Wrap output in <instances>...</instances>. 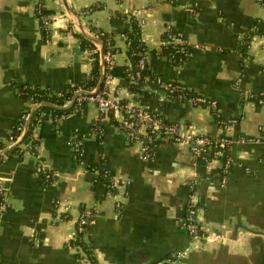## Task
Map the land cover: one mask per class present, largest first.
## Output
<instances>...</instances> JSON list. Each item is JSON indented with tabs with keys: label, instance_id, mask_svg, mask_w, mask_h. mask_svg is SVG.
I'll return each mask as SVG.
<instances>
[{
	"label": "crops",
	"instance_id": "1",
	"mask_svg": "<svg viewBox=\"0 0 264 264\" xmlns=\"http://www.w3.org/2000/svg\"><path fill=\"white\" fill-rule=\"evenodd\" d=\"M69 2L92 34L94 27L115 35L110 96L119 90L130 105L157 111L171 124L228 138L229 166L225 176V161L197 156L187 142L168 137L152 140L149 156L123 129L132 126V115L101 121L90 98L68 114L43 113L35 151L6 153L1 162L7 200L0 215V264H85L74 240L88 209L95 218L84 240L99 264H264V34L257 32L264 0ZM38 7L51 11L49 34ZM128 14L144 22L153 73L138 94L124 76L130 65L123 34L130 27ZM79 33L60 0H0V142L6 147L36 104L27 88L67 95L70 84L90 76L94 51ZM167 33L187 39V56L165 46ZM170 81L214 99L227 128L219 126L211 107L164 101ZM79 142L86 160L103 163L119 181L118 190L97 184L75 158ZM39 159L57 175L50 183H44ZM192 192L198 200L197 240L185 227Z\"/></svg>",
	"mask_w": 264,
	"mask_h": 264
},
{
	"label": "trees",
	"instance_id": "2",
	"mask_svg": "<svg viewBox=\"0 0 264 264\" xmlns=\"http://www.w3.org/2000/svg\"><path fill=\"white\" fill-rule=\"evenodd\" d=\"M40 8H41V13L44 15H49V13L51 12L45 7L44 8L38 7L37 13L40 11ZM96 8H97V4L93 5L90 9H96ZM86 10H89V9H86ZM127 17L130 18V27L126 29L123 34L126 37L127 55L130 60V65L125 66L124 76L126 80L128 81L127 86L129 90L133 92L134 94H138L146 86L148 78L153 77V73L151 72L148 66V63H147V59H146L148 49H147L146 42L143 39V29H142V25L140 24V19H138L137 16L134 14H128ZM42 26L44 27V22L42 23ZM258 26H259L258 31H257L258 34L263 35L264 34V21L261 22ZM43 31H44V34L46 35L47 32L45 30V27L43 28ZM92 31H94L96 36L99 37L103 41L106 59H107V56L116 54L118 49L115 46V35L113 33L99 30L94 27H92ZM79 36L81 37L82 42L86 46H88L91 50L94 51V53L92 54L93 61H92V69H91L90 76L87 79L70 84L67 88L68 90L67 95L51 94L46 89L27 88V90H25V94L30 96L34 103H39L41 101H50L58 105H64L69 100L72 99L73 95L75 94L77 90L79 89L92 90L96 87L99 81V78H100V53L97 50L96 46L90 40L85 38L80 33H79ZM168 37H169V33L165 34L164 41H166ZM246 41L248 45L249 44L248 40ZM165 46H169V45L165 44ZM245 47H246V44H245ZM141 59H145V62H146L143 68H141V66L139 65V61ZM115 69H117V66L113 62H109L108 60H106V76L109 73L113 74ZM168 83L178 86L180 90L181 88L184 89V92L187 94L188 97L197 96V95H194L188 89L186 85L178 81H170ZM173 98L174 97H168V99L166 98L164 101H172ZM262 98L264 99L263 95H262ZM84 102L85 101H81L78 98L75 104L73 105V107L66 109V110H57L55 108L48 107V106H42L36 109V111L34 112L32 116L30 127H29L28 133L25 136L24 140L20 144L12 148L7 154H11V155L17 154L18 156L22 157L24 153H26L27 150L35 151L36 147L40 144L39 140L36 138V129L40 122V117L43 113H52L55 116H61L63 114H68L72 112L75 107H81L84 104ZM121 102L125 104L128 101L127 99L123 98ZM199 104H203L204 106H207L206 103H199ZM149 112L156 115L162 121L164 125H172L170 122H168L164 118V116L161 113L157 111H153V110H149ZM212 112L214 113V116L217 120H221L223 118L221 114L220 116L217 115V112L214 109H212ZM115 115L116 113L114 111L110 112L111 119H114ZM27 117L28 115H25L22 118V120L18 123V125L14 127L13 132L10 136V139L12 142H16V140L18 139V136L21 135L24 129ZM126 129L128 132L135 131L136 132L135 135L140 138V141L143 144H149V139L147 138V135H151L152 137L155 138L156 133H157L153 131L151 126H147L145 134L140 133L136 122L133 123V126L131 128H126ZM150 144H151L150 147H147L146 149V153L149 156H152L154 152L152 150L153 149L152 143ZM229 145L230 143L226 144V146L223 147V150L226 151ZM5 147H6L5 143L0 142V150ZM3 157L4 156L0 157V166H1V162L3 161ZM212 157H213L212 155L208 156L209 159H212ZM220 158L226 162L229 157L226 153H224ZM85 167L90 172L92 171L95 172V170L99 171V173L94 176V181L97 184H107L108 182H110L109 175L107 176L105 173L107 167L103 163L95 162L93 160H89V161L86 160ZM55 178L56 177L47 178L46 175H44V183L46 184L50 183ZM4 199H5L4 190L2 189L1 181H0V215L4 212L1 209V205L4 203ZM185 214H186V210H185ZM88 229H89V226L87 227V230L85 232L78 233L77 238L74 240V244L82 249V252L79 253L78 256L80 258L85 259V264H99L96 257L94 256L92 247L84 240V234L87 233Z\"/></svg>",
	"mask_w": 264,
	"mask_h": 264
},
{
	"label": "built area",
	"instance_id": "3",
	"mask_svg": "<svg viewBox=\"0 0 264 264\" xmlns=\"http://www.w3.org/2000/svg\"><path fill=\"white\" fill-rule=\"evenodd\" d=\"M38 13L40 19L44 22L45 30L49 34L50 33L49 17L41 13V8ZM140 24L143 26L144 24L143 20H140ZM164 43L169 45L170 47H173L175 51V56L179 55L185 57L189 53L190 45L187 39L184 38L181 34L169 33V37L166 41H164ZM111 57L112 56L110 55L107 56L106 60L112 62ZM145 63H146L145 59H141L139 61V65L141 66V68L144 67ZM111 83H112V74L109 73L107 76H105L102 88L96 95L79 97L81 101H85L88 98L95 101L100 112L101 121H107L111 119L110 117L111 111H114L115 113H128L132 115L133 123L136 122L140 133L145 134L147 126H151L153 131L157 132L155 138L168 137L176 142H187L190 145V148L195 155L201 156L206 159H209L208 156L212 155L213 156L212 159L215 158L221 160L220 157L226 152L225 150H223V147H225L226 144L230 143V140L228 138L215 137L203 133H198L194 130L193 131L189 130L188 127L185 126H179L174 124L164 125L162 121L156 115L150 113L149 110L139 106L130 105V103L128 102L125 104L122 103L121 102L122 97L120 96L119 90H117L113 96H110ZM262 95L264 96V92L262 93ZM168 97H174L172 100L174 99H180L185 101L187 100L194 104L206 103L208 107L214 109L217 112V115L220 116L217 107V102L214 99H209L208 97L202 95L188 97L187 94L184 92V89L181 88L180 90L178 86H175L171 83H167L166 85L165 99L166 98L168 99ZM199 105H203V104H199ZM217 122L220 125V127L227 128L228 121H226L224 118H222L221 120H217ZM131 127H124L123 129L126 130L128 136L132 140L140 141V138L135 135L136 134L135 131H130V132L127 131L126 128H131ZM147 138L149 139V144H144L145 149H147V147H150V142L155 139L151 135H147ZM84 154L85 151L82 143L81 142L77 143V150L75 152V157L80 162V164L85 167L86 159L84 157ZM38 162H39V170L42 172V175H46L47 178L57 176L56 173L53 171V169L50 168L43 159H39ZM228 163L229 160L227 159V161L224 163L225 176L227 173V168L229 166ZM91 173L96 175L99 173V171L95 170V172L92 171ZM105 173L107 176L109 175L110 177V182H108L106 185L112 191L118 190V188L120 187L119 181L114 179L112 176H110L107 169ZM1 186L2 189L4 190V197H5L4 203L1 205V209L4 211V209L6 208L7 195H6V189L2 182H1ZM197 212H198V200L196 194L192 192L190 193V196L187 200L185 227L193 240H197L200 237V226L197 219L198 218ZM94 218H95V212L93 210L88 209L82 212V214L78 219L76 237L78 233L85 232L87 230V227L93 222Z\"/></svg>",
	"mask_w": 264,
	"mask_h": 264
},
{
	"label": "water",
	"instance_id": "4",
	"mask_svg": "<svg viewBox=\"0 0 264 264\" xmlns=\"http://www.w3.org/2000/svg\"><path fill=\"white\" fill-rule=\"evenodd\" d=\"M60 1L64 7V10L66 11L69 19L71 20V22L75 25V27L78 29V31L85 38L90 40L97 47V49L100 53V78H99V81H98L96 87L92 90L81 89V90L76 91L75 94L73 95L71 101L68 102L67 104L58 105V104L52 103L50 101H41L39 103H36L34 105V107L30 110V113L27 117L24 129H23L21 135L16 140V142H14L12 145H9V146L0 150V157L3 156L4 154L8 153L12 148L17 146L18 144H20L24 140L25 136L28 133L30 123H31V119H32V116H33L34 112L36 111V109H38L39 107H42V106H48V107L55 108L57 110H66V109L73 107L76 100L80 96H94L102 88V85H103V82H104V79L106 76V55L104 52V43L100 38H98L97 36H95L94 34H92L88 30V28L82 22L78 13H76L74 11V9L72 8V5L70 4L69 0H60Z\"/></svg>",
	"mask_w": 264,
	"mask_h": 264
}]
</instances>
